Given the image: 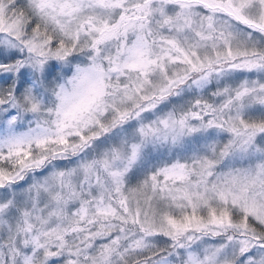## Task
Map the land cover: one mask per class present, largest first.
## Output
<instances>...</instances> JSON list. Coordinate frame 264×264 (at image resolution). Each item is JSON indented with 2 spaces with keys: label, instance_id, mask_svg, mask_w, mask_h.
<instances>
[{
  "label": "snow or ice",
  "instance_id": "1",
  "mask_svg": "<svg viewBox=\"0 0 264 264\" xmlns=\"http://www.w3.org/2000/svg\"><path fill=\"white\" fill-rule=\"evenodd\" d=\"M0 264H264V0H0Z\"/></svg>",
  "mask_w": 264,
  "mask_h": 264
}]
</instances>
